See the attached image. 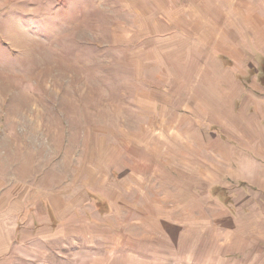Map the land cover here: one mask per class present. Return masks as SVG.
Here are the masks:
<instances>
[{
	"label": "rangeland",
	"instance_id": "rangeland-1",
	"mask_svg": "<svg viewBox=\"0 0 264 264\" xmlns=\"http://www.w3.org/2000/svg\"><path fill=\"white\" fill-rule=\"evenodd\" d=\"M262 68L264 0H0L4 264H264Z\"/></svg>",
	"mask_w": 264,
	"mask_h": 264
},
{
	"label": "crops",
	"instance_id": "crops-1",
	"mask_svg": "<svg viewBox=\"0 0 264 264\" xmlns=\"http://www.w3.org/2000/svg\"><path fill=\"white\" fill-rule=\"evenodd\" d=\"M3 219H4V209L2 208L1 212H0V221ZM47 222H48V227L50 229V227H51L50 223L52 221L50 220L49 217H48ZM0 260H1V264H4V225H2L1 223H0Z\"/></svg>",
	"mask_w": 264,
	"mask_h": 264
},
{
	"label": "trees",
	"instance_id": "trees-1",
	"mask_svg": "<svg viewBox=\"0 0 264 264\" xmlns=\"http://www.w3.org/2000/svg\"><path fill=\"white\" fill-rule=\"evenodd\" d=\"M262 72H263V74H264V69L262 68V70H261Z\"/></svg>",
	"mask_w": 264,
	"mask_h": 264
},
{
	"label": "bare ground",
	"instance_id": "bare-ground-1",
	"mask_svg": "<svg viewBox=\"0 0 264 264\" xmlns=\"http://www.w3.org/2000/svg\"><path fill=\"white\" fill-rule=\"evenodd\" d=\"M72 102V101H71Z\"/></svg>",
	"mask_w": 264,
	"mask_h": 264
}]
</instances>
